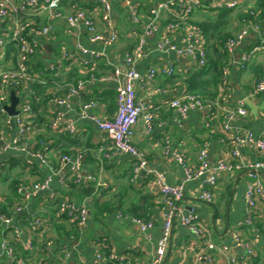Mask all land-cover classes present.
<instances>
[{
    "label": "crops",
    "instance_id": "crops-1",
    "mask_svg": "<svg viewBox=\"0 0 264 264\" xmlns=\"http://www.w3.org/2000/svg\"><path fill=\"white\" fill-rule=\"evenodd\" d=\"M18 1L13 0V2ZM69 1L64 0L62 3L64 13H70ZM158 1L162 0H137L136 4L140 7L141 13L146 15L148 9ZM111 2L114 6V24L120 38L114 46L107 49L106 57L123 66L122 57L138 42L137 28L130 22L122 1L111 0ZM80 6L90 13L100 31L106 30V26L101 20V8L98 4L92 0H83ZM205 14H209V12L195 10L193 18L203 19ZM232 18H235V13ZM32 19L37 27L49 24L53 26L52 34L41 39L38 53L32 62L34 66H43L45 70H48L51 64H57V69L53 74L57 73L56 76L61 81L49 91L50 98L63 96L69 85L75 84L69 81V76L74 69H77L81 75L78 80L84 81L91 77L98 78L107 75L110 72L106 65V58L97 61L90 67L74 65L62 59L63 53L75 52L78 44L95 48L89 44L84 28L73 34L68 30L64 20H54L49 14L34 16ZM165 21H167L166 18L163 23ZM238 26L239 28L237 27L234 34L239 32L244 25L239 24ZM169 36L174 42L182 44L180 32H172ZM157 38L150 39L147 55L139 64V71L145 82L137 85V100L144 105H154L156 115L151 130H147L144 121L140 120L135 131L134 144L147 161L146 169H141L135 174L134 169L137 163L135 159L114 153L110 149L111 142L95 122L78 119L76 109L79 104L90 100L97 102L98 107L95 113L99 118L109 119L114 116L117 105L116 86L113 83L89 84L90 86L71 102L75 109L50 105L49 100L46 105L39 108V114H36L35 118L41 115V121L44 120L37 124V130L38 135L43 137V141L41 140L40 143L42 148H45L44 154L46 153L47 161L43 165L36 161L33 167L35 168L36 165L38 169L35 171L21 154L8 152L0 155V172H4L5 176L11 173L12 177H20L21 182H41L49 174L58 172L69 175L70 167L65 166L61 158L63 156L73 157L79 153L84 155L81 182L71 181L67 187H62L59 178L55 177L48 190L39 192L26 203L21 213L14 216L13 225L16 226L18 220L22 232V242L30 236L38 248L43 246L47 239H53L56 248L59 245L63 247L56 262L51 261L52 256H56V250L50 256L38 251L31 255L33 260H39L41 264H89L93 261L95 249L99 247L102 249L114 248L119 253L127 255L133 264H152L158 241L162 237L168 208L163 196L153 185L154 179L149 174V170L162 174L169 185L179 183L185 174L183 167L165 153V141L170 140L173 149L182 151L192 167L198 166L199 153L204 147L208 148L210 161L214 165L226 160L231 155V144L222 129L225 114L219 106L216 108L214 116L213 111L210 110H195L180 125L174 122L176 113L168 103L188 91L186 77L182 74L186 60H180V65L183 68H179L178 76L165 77L162 70L172 56L156 50ZM260 39V35L250 32L244 42L237 47L233 57L234 65L230 69L226 100L219 99L220 85L215 100L221 101L220 103L225 106L244 102L247 116L238 119L234 123V127L249 130L264 137V93L254 98L248 97L249 90L257 82L264 80V53H259L245 71L237 67L239 58L255 47ZM219 49L221 51V48ZM14 64L13 59L7 60L6 55H0V69L14 67ZM150 69L157 71L154 80L148 79ZM38 70L42 71L40 68ZM157 90L160 91L156 92ZM211 99L209 100L215 101ZM58 113L64 116L62 124L70 121L76 123L78 129L76 135L59 134L49 128L50 122ZM0 120L2 121L0 132L6 137H11V134L15 133L17 129L5 128L4 116H0ZM1 147L0 140V150ZM242 154L243 162H254L261 158L260 153L253 148L244 149ZM261 174L264 179V171ZM1 177L3 176H0V199L3 201L4 195L8 193L9 182L3 181ZM247 182L248 178L244 170L222 175L217 186L210 190L214 197L211 203L204 202L199 197L205 185V178L190 182L186 187L184 198L178 204L177 218L164 264L180 262L194 264L198 254L201 256L199 264H228L222 255L206 249L204 245H195L194 237L180 223V216L190 213L200 215L205 221L214 242L229 246L231 252L238 256L243 251L235 245L231 237L232 230L239 231L247 239L255 240L256 255L251 264H264V203L257 210L258 214L254 225L247 226L245 224ZM91 184L94 187L93 195L84 196L82 190ZM59 193L60 196H69L77 204H82L85 200L91 202L88 223L78 233H72V229L77 227L67 219L57 218V207L51 203L49 205L50 197L53 194L59 195ZM15 204H17L16 200ZM106 207L107 210L104 209ZM119 211L152 221L153 228L144 233L129 220L119 218ZM11 212L10 208L9 213ZM38 215L50 221L44 230L33 235L26 227V220ZM68 233L71 234V239L68 238ZM4 237L3 233H0V241ZM149 237L151 240L148 239ZM66 248H68L69 255L65 254L64 257L62 252ZM1 253L0 251V255Z\"/></svg>",
    "mask_w": 264,
    "mask_h": 264
},
{
    "label": "built area",
    "instance_id": "built-area-1",
    "mask_svg": "<svg viewBox=\"0 0 264 264\" xmlns=\"http://www.w3.org/2000/svg\"><path fill=\"white\" fill-rule=\"evenodd\" d=\"M64 0H0V55H6L9 45L15 44L17 48L16 65L5 69H0V116H4V126L10 130L16 128V132L11 137H6L0 132L2 147L0 155L3 153H17L26 158L27 164L31 167L35 162L41 165L46 163L45 148L37 150L35 148V138L38 135L37 125L29 122L35 118L32 104L30 102L32 82L42 76L43 72L34 70L31 67L33 59L38 53L42 38L49 37L53 32L51 24L37 27L33 21L34 16L49 14L54 20H64L68 30L76 33L84 28L87 34L89 44L95 48L86 47L78 44L77 50L73 53L65 52L62 59L74 65L90 67L97 61L106 58V65L110 69L107 75L84 81L78 80L75 84H70L63 96H56L49 99L50 105H56L60 108H74L72 101L80 96L89 84L113 83L116 87V105L117 111L113 117L107 119L99 118L95 111L98 104L94 100L81 102L78 106L77 116L81 120H91L95 122L101 132L111 142L110 149L120 155L130 156L136 160L135 174L141 169L147 168V161L142 153L134 144L136 126L140 120H143L147 130H151L152 124L156 118L155 107L152 104L144 105L137 100V85L144 83V79L139 71V64L147 55L149 41L153 37L157 38L156 50L160 53L171 55L166 67L162 70L165 77L171 78L178 74L180 60H186L183 73L192 70H199L208 64V53L206 40L202 30L191 22L195 10L199 8L236 9L241 7L249 0H162L155 3L143 15L140 7L136 4L137 0H121L127 10L130 22L137 28L136 35L138 42L135 47L127 51L123 58V66L113 60H109L107 49L115 45L120 36L114 24V6L111 0H92L101 8V20L106 26L105 31H100L96 22L90 13L82 9L80 4L83 0H70V13L62 11ZM172 17L166 25H163L164 18ZM139 29V30H138ZM180 32L182 44H178L169 36L172 32ZM250 32H255L261 36L259 43L248 52L244 53L237 61L238 68L245 69L250 65L259 53H264V30L260 24H249L241 29L234 36L225 42V47L232 57L235 56L237 47L244 42ZM100 46V47H97ZM55 72L57 64H51L48 68ZM229 68L223 71L222 82L220 84V98L225 101V96L229 88ZM157 71L150 69L148 79L154 80ZM57 73L55 74V76ZM16 92L19 98V104L16 107L18 114L10 116L6 107L10 105L11 91ZM160 90H157L158 92ZM264 93V80L255 84L249 90L248 97L254 98ZM221 101H208L202 99L199 95L183 92L181 95L169 101V107L175 111V123L181 124L188 118L190 113L195 110H210L215 115V110L219 106L225 114L223 123V132L228 137L232 147L231 155L226 159L212 164L210 161L209 150L207 147L201 149L198 158V166L189 165L188 159L182 151L173 149L170 140L164 144L165 153L173 158L181 167L185 174L183 179L175 184L169 185L164 176L153 170L149 174L153 176V185L163 196L168 208L164 219L162 237L158 241L157 250L152 259V264H164L168 252L169 244L172 239L173 228L177 218L179 202L184 198L187 185L199 178H205V185L199 194L202 201L213 202L211 188L217 186L222 175L236 171H246L248 182L245 190V202L247 205V217L245 224L253 226L257 218V210L264 203V137L255 134L249 130L238 129L234 123L247 116V109L244 102L235 105H223ZM222 106V107H221ZM63 114L58 113L49 124V128L59 134H68L74 136L77 134V125L70 121L61 123ZM246 148L256 149L261 158L254 162H243L242 152ZM84 155L79 153L73 157L63 156L61 158L65 166L70 167L69 175L49 174L41 182H20L17 188V204L11 207V215L0 211L1 233L5 236L0 241V262L6 258L10 264H39L32 259L31 255L38 251L46 256H50L56 249V243L53 239H47L43 246L38 248L32 237H28L24 242L21 241V227L17 220L14 224V216L21 213L26 203L35 197L39 192L48 190L55 177L59 178L62 187H67L69 183L82 181V168ZM95 181L94 178H92ZM1 198V197H0ZM49 202L53 205L57 203V218L67 219L74 224L77 229L82 230L89 220L90 200H85L82 204L72 201L69 196H60L53 194ZM0 204L7 205L6 199H0ZM118 217L129 220L140 231L146 233L153 228V222L142 218L128 215L122 211L118 212ZM26 218V217H24ZM21 218V219H24ZM50 220L41 215L31 217L26 220L27 229L36 235L44 230ZM180 223L193 237L195 245H204L208 250L222 255L228 264H251L255 257V240L245 238L239 231L232 230L231 237L235 245L243 253L236 255L231 252V248L225 244H217L213 241L211 232L205 221L198 214L190 213L180 216ZM149 240L150 237L148 238ZM21 244L22 251L26 252L27 257L22 256V251L17 252L16 244ZM13 244H15L13 246ZM68 248L63 250V256L68 253ZM93 261L89 264H133L127 255L119 253L114 248L104 251V248H97L93 254ZM65 257V256H64ZM200 254L197 255L196 262L199 264ZM87 264V263H83ZM177 264H184L182 262Z\"/></svg>",
    "mask_w": 264,
    "mask_h": 264
},
{
    "label": "trees",
    "instance_id": "trees-1",
    "mask_svg": "<svg viewBox=\"0 0 264 264\" xmlns=\"http://www.w3.org/2000/svg\"><path fill=\"white\" fill-rule=\"evenodd\" d=\"M197 10L209 12L210 14L209 16H206L207 14H205L202 20L201 19L196 20L193 17L191 18V22L196 26H198L204 34V38L206 40V45H207L208 64L199 70H192L182 74H184L183 76L186 77L185 80L187 83V89L189 93L199 95L202 99L210 101L209 100L210 98L215 100L217 97V93H218L217 89L222 82L224 69L229 68L230 70L231 67H233L234 65V58L230 55V53L227 51L225 47L226 40L235 35L233 34L232 31L227 30L228 26H230L231 22L236 19L239 22V24L244 25L243 28L249 24L251 25L256 23V24H260L262 26V29L264 30V0H249L246 3H244L241 7L236 9L215 10L212 8H199ZM234 13H235V18H232V15ZM166 20L167 21H165L163 25H166L170 21H173V18L169 17L166 18ZM219 48H221V51ZM16 54H17V48L15 44L9 45L6 53V59L7 60L13 59L15 63L14 66L16 65V61H15ZM31 67L35 71L38 70V68H40L42 69L43 72L42 76H40L39 79L32 82L30 85V88L32 90V96L30 102L32 104L34 113L38 115L39 108L42 107L43 105H46V102L51 97V93H49V91L51 90V88L55 87L54 85L56 83H58L61 80L58 78V76H55L53 74V71L49 69L45 70L43 66L42 67L39 65L34 66L33 64H31ZM248 67L249 65L245 69H242V71H245ZM176 75H174L172 78L176 77ZM261 75L259 76L260 79H261ZM69 78H70L69 81H71V83H76V81L79 78H81V75L79 74L77 69H74L70 74ZM41 119L42 116L39 115V117L38 116L37 118L33 117L28 121L37 125L39 122L44 121V120L41 121ZM41 140L43 141V137L37 135L35 138V148L37 150L42 148V145L40 143ZM36 169L38 168L35 165L34 171ZM0 176H3L1 177L3 181L6 180L7 182H9V185L7 187L8 193L4 195L8 204L7 205L0 204V211L6 214L7 216H10L11 213H9V210L13 206L15 198L17 197V188L21 180L20 177L19 178L12 177L11 173L5 176L4 172H0ZM93 193H94V187L92 186V184L82 190V194L84 196L90 197L93 195ZM53 206H57V203L53 204ZM107 207L104 209L107 210ZM1 229L2 228L0 225V233H1ZM78 231L79 229L77 230V228L72 229V233H78ZM67 235L68 238L71 239V234L68 233ZM15 244H13V246ZM16 246L18 249L17 252L22 251L21 244L17 243ZM61 248L63 247L59 245L55 249L56 256H52L51 258L52 262H56L59 259L58 256L61 255L60 253L62 251ZM108 250L109 248L104 249L105 252H108ZM22 256L26 258L27 257L26 252L22 251ZM35 262L41 264L39 260ZM0 264H10V262L6 258H3ZM109 264H114V263H109Z\"/></svg>",
    "mask_w": 264,
    "mask_h": 264
},
{
    "label": "water",
    "instance_id": "water-1",
    "mask_svg": "<svg viewBox=\"0 0 264 264\" xmlns=\"http://www.w3.org/2000/svg\"><path fill=\"white\" fill-rule=\"evenodd\" d=\"M19 104V98L16 96L14 90L10 94V105L6 107V111L10 116H16L18 114L16 107ZM196 211V210H193ZM197 212V211H196Z\"/></svg>",
    "mask_w": 264,
    "mask_h": 264
},
{
    "label": "rangeland",
    "instance_id": "rangeland-1",
    "mask_svg": "<svg viewBox=\"0 0 264 264\" xmlns=\"http://www.w3.org/2000/svg\"><path fill=\"white\" fill-rule=\"evenodd\" d=\"M210 14H207L206 16H209ZM202 20V19H201ZM239 22L235 19L234 21L231 22L230 26H228L227 30H230L233 32V34L237 31L239 28ZM238 27V28H237ZM0 123L2 124V121L0 120Z\"/></svg>",
    "mask_w": 264,
    "mask_h": 264
}]
</instances>
